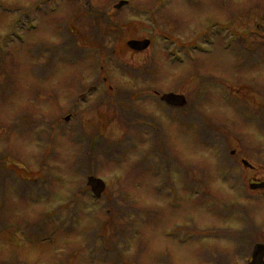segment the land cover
Segmentation results:
<instances>
[{"label":"rangeland","instance_id":"374dc122","mask_svg":"<svg viewBox=\"0 0 264 264\" xmlns=\"http://www.w3.org/2000/svg\"><path fill=\"white\" fill-rule=\"evenodd\" d=\"M128 1L0 0V264H249L264 243V0Z\"/></svg>","mask_w":264,"mask_h":264},{"label":"water","instance_id":"95a60500","mask_svg":"<svg viewBox=\"0 0 264 264\" xmlns=\"http://www.w3.org/2000/svg\"><path fill=\"white\" fill-rule=\"evenodd\" d=\"M127 4V1H121L116 8H121ZM151 44V41L148 39L145 40H130L128 41V46L135 50V51H144L146 50ZM85 95H82L80 98H84ZM162 99L166 101L169 105H173L176 107H182L186 105V99L182 95H176L173 93L165 94ZM70 119V116L67 117V120ZM246 166H249V163L244 161ZM88 185L92 187L93 192L97 196H101L102 192L105 190L106 185L105 183L94 176L88 178ZM251 189H262L264 188V183H253L251 184ZM250 264H264V246L257 245L253 251V261Z\"/></svg>","mask_w":264,"mask_h":264},{"label":"flooded vegetation","instance_id":"af4514ba","mask_svg":"<svg viewBox=\"0 0 264 264\" xmlns=\"http://www.w3.org/2000/svg\"><path fill=\"white\" fill-rule=\"evenodd\" d=\"M114 6H115V5H114ZM126 7H127V6H126ZM119 11H120V10H119ZM114 12H118V10H116V9H115V11H114Z\"/></svg>","mask_w":264,"mask_h":264},{"label":"trees","instance_id":"16d2710c","mask_svg":"<svg viewBox=\"0 0 264 264\" xmlns=\"http://www.w3.org/2000/svg\"><path fill=\"white\" fill-rule=\"evenodd\" d=\"M127 116V115H126Z\"/></svg>","mask_w":264,"mask_h":264}]
</instances>
